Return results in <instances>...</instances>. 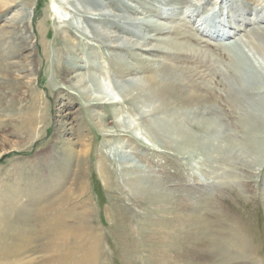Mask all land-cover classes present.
Here are the masks:
<instances>
[{"label": "rangeland", "instance_id": "rangeland-1", "mask_svg": "<svg viewBox=\"0 0 264 264\" xmlns=\"http://www.w3.org/2000/svg\"><path fill=\"white\" fill-rule=\"evenodd\" d=\"M95 1L110 3L122 15L89 23L100 31L125 27L129 41H117L119 50L80 23L83 8L68 0L21 2L0 14V33L11 31L0 37L7 49L3 61L17 62L6 64L0 75V247L10 254L0 264L160 263V249L146 254L138 230L149 224L142 210L154 193L187 203L200 217L197 255L206 264H264V58L247 41L264 23L245 28L227 17L235 13L230 6L249 9L253 0ZM13 17L19 25L26 21L25 28L7 26ZM62 27L67 42L57 33ZM25 32L32 48L21 53L33 56L23 68L24 58L15 50ZM65 58L78 60L82 68L59 71ZM77 71L86 74L93 95L105 100L89 103V93L67 82ZM145 76L180 86L177 104L161 113L155 103H141L146 95L131 103ZM190 93L205 101H190ZM97 114L105 117L102 127ZM153 115L163 117L159 122L174 115L186 132L211 143L194 139L186 144L178 130L162 133L151 127ZM205 120L216 125L204 131ZM78 139L90 153L85 190L77 198L83 206L72 213L85 211L92 237L65 251L50 240L51 228L59 223L35 216L33 209L68 184L80 157ZM217 145L223 147L219 153L213 152ZM127 180L145 192L140 207L131 201L137 193H128ZM22 212L30 215L23 229L25 235L35 234V251L17 247L13 232L20 230Z\"/></svg>", "mask_w": 264, "mask_h": 264}, {"label": "bare ground", "instance_id": "bare-ground-1", "mask_svg": "<svg viewBox=\"0 0 264 264\" xmlns=\"http://www.w3.org/2000/svg\"><path fill=\"white\" fill-rule=\"evenodd\" d=\"M30 1L31 0H0V14H2V12L8 10L9 8H11L13 5L17 3L23 2L25 3V5L29 6ZM68 1L73 3V5H81L83 10H81L82 14L80 18L81 20L80 23H84L85 25H87V27L91 29L93 33H95L96 35L105 36L106 37L105 40L110 44L109 46L111 48L119 50L120 47H118V45L115 44L117 41H122V39H124L123 41L125 43L129 41V39H127L125 36L126 34L129 35L130 33L127 31L125 27L119 30H115L113 27V30L107 29L105 31L104 30L100 31L98 29L95 30L89 25V23L90 24L100 23L103 20V16H107V18L122 16L114 12V9H112V6L110 3L103 4L102 2H96L95 0H68ZM217 1L225 4L227 0H216V2ZM253 2H254V6L250 7L249 9H246L245 6L242 4H239V5L231 4L232 6H230L229 8L231 10L233 9L235 13H232V15H228L227 17H229L233 23L239 22L240 25L244 26L245 28L250 25H256V26L261 25L262 23H264V0H253ZM91 11H94V13H91ZM90 14H94L96 16L94 15L90 16ZM14 19H15L14 17L10 19V22L7 26L14 28V29H17L18 27H20L21 29L25 28L26 21L22 20L23 23L19 25L18 23H20L21 21L16 23ZM227 24H228L229 29L233 28V26L230 25L228 21H227ZM6 33H9L11 35V31H3L0 33V37L4 36V34ZM57 33L58 34L60 33V35L62 36V38H64V40H66V42L68 41L67 38H69V34L65 27L60 28V30H58ZM123 33H126V34H123ZM25 34L26 32L24 33V35L20 34V37H22L21 38L22 44L19 46L18 51L15 50V53L16 55H18V58H20V60L24 58V62L25 60H29L31 63L33 53L30 52L27 55H23L21 53L22 49L32 48V40L28 39V36ZM250 34L251 36L249 37V40L247 39V41H249L251 49L255 53L259 54L260 56L264 58V28H261L260 30H253L250 32ZM6 54H7V49L2 48L0 46V75L3 69L5 68L6 64L8 66V64L11 65V64L17 63L16 61L14 62L10 61V62L4 63L5 61L3 60L5 59ZM65 61L66 63H62V61L59 62L58 68H59V71L61 72L68 71L74 66H79L80 68H82L80 64L78 63V60L74 58H67ZM25 64L26 65H23V68L27 66L28 62H25ZM125 72H126V68L125 70L121 69L118 74L119 77H124ZM31 79L32 78L29 77V81H28L29 85L32 84ZM66 79H67V82H69V84L73 88L79 91H82L85 94L89 93V95H86V100L89 103H92L95 101V103L93 104H96V102L98 101L105 100V97H99L97 95H93V93L91 92V89L86 84L87 77L85 73L77 71V72H74L71 76H69ZM144 80H145L144 85H136L139 92L138 94L131 96V98L129 99L131 103L141 102L140 101L142 100L141 97L146 95L145 100L142 101L141 103L146 104V105H151L155 103V105L160 106L159 108H161L162 110L161 113L168 111L171 105L177 104L178 101H176L175 99H177L176 97L178 96L177 94L178 91H182L180 86H174L173 83L170 81L155 80L153 77H149V76H145ZM184 95H186V93H184ZM189 95H190L189 99L192 102L194 101L197 102L199 100L205 101L204 98L199 94L190 93ZM114 103L115 101L110 102V104H114ZM97 104H101V102ZM155 107L154 109H156ZM159 108L158 110H160ZM171 110H174V109H171ZM162 116H165V115L163 114ZM96 118L98 119V123H96L98 127L104 126V121H106L104 119L105 117L97 114ZM165 118H166L165 121L159 122L160 119L163 120V117H160L158 119L153 115L150 120L151 127H153L154 129L162 133H170V134L176 133V131L178 130V133H179L178 136L180 138L179 140H183V141L185 140L186 144H188L190 140H194V139H196L197 141L200 139L202 141L203 140L208 141L207 145L211 143L209 142L210 139L208 137L200 138V136L196 137L194 135H191L189 132H186V129L184 127H181L182 126L181 120L179 121L178 119H176L178 117H174L173 115L172 118L170 116L168 117L166 116ZM178 121L180 122L181 126L179 125ZM213 125H216L214 121L205 120L202 125V128L204 131H208L207 127L213 126ZM174 138L176 139V137ZM76 143L81 145L82 148L81 150L78 151L80 153L79 154L80 157L77 160V162L74 163L75 169H71L70 171L68 184L63 185L60 188L56 196H54L53 198H51L50 200H48L47 202L43 204H37L36 207L33 209L35 216H38V215L45 216V217H48V220H52V221L59 223L55 227L51 228L52 237L50 240L54 242L55 243L54 245L59 247V249L62 248L63 250L65 249V251H70L75 248H78L80 243L84 239V237L90 236L92 232L89 230V228L85 226L86 224L83 221L84 220L83 218L86 217L85 211L81 210V211H78V213H72L73 209L75 210V208L79 206H83V201L77 198L83 195L84 190H85V186H86L85 178H86V173H87V158L90 153V148L88 149L86 148V145L82 139H78ZM199 144H202V143H199ZM221 146L222 145L214 146L215 151L213 150V152L219 153L220 152L219 148H223ZM64 172L65 171L62 172L61 170L60 173L64 174ZM66 173H65V176L67 177L69 173L68 169ZM130 182L131 180H127V184H126L127 191L128 193L132 195L137 193L135 194V197L131 199L132 203L134 205H137L142 200L144 201V198H142V195H144L145 192H143L140 189V187L129 184ZM135 190H139V191L135 192ZM160 194L161 193L151 194V196L153 197V200L149 198L150 206L145 207L142 210L143 212L141 211L142 214L149 215V220L147 222L149 224L144 225V223L142 222L144 226H141V229H138L140 233H143V235L141 234L142 235L141 243L144 246V251H146V254H147V252H150L155 248H158V250L160 249V251L157 252V255H158L157 259L160 261V263L155 262L153 264H206L204 257L197 255V252H199V247L201 246V244H199L198 242L200 238L199 237L200 233L198 231L201 225L200 217H198V215H195L190 210V207L187 203H183L182 201L179 202L180 200L173 199V198L165 197L166 199H164L161 197ZM139 207H140V204H139ZM21 211H24V210L21 209L20 212ZM4 216L5 218L7 219L10 218V220H12V217L10 216V214H5ZM29 220H30V215L26 213L24 215L23 212L20 213V217H18V220H17V223L20 226L19 227L20 230H18L17 234H15L16 232L14 231L13 235H16L17 237L15 238L19 240L20 244L17 246L18 248L24 249L27 251H35V249H37V247L33 245V242L36 239L35 234L25 235L24 229H23V227L28 224ZM1 223L8 224V221L3 220L1 221ZM2 235L4 236L5 234H2ZM13 235L12 237H14ZM2 245L5 246V244H2ZM50 247L51 246L48 245V247L45 250L50 249ZM7 249H8L7 247H0V259L1 260L5 261L9 258L10 254H8ZM147 264H150V263L147 261Z\"/></svg>", "mask_w": 264, "mask_h": 264}]
</instances>
